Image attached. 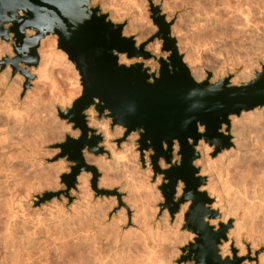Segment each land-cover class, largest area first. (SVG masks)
<instances>
[{
	"label": "rangeland",
	"instance_id": "rangeland-1",
	"mask_svg": "<svg viewBox=\"0 0 264 264\" xmlns=\"http://www.w3.org/2000/svg\"><path fill=\"white\" fill-rule=\"evenodd\" d=\"M152 2L161 4L166 20L173 21L171 35L190 73L197 65L206 70V78L210 73L211 82L229 77L230 84L236 78L233 85H240L246 82L241 81L242 77L246 75L249 81L261 71L264 0ZM90 4L98 6L112 22L124 24L123 34L133 37L136 44L157 31L147 0H90ZM235 9H240V18L229 17L228 13ZM155 41L159 43L158 51L149 52L165 56L160 51V41ZM1 44L8 46L10 54L4 53L0 58L13 56L10 42L0 41ZM38 53V66L29 68L34 79L25 91L23 75L17 72L11 76V69L7 67L9 77L5 79L2 77L5 69L0 71V117L8 114L20 119V128L16 126L17 132L10 135L12 140L6 143L1 142L5 136L3 128H6L0 122V264H193L182 259L185 252L181 251L193 237L182 230V213L187 207L183 206L173 219L165 208L161 209L164 202L159 190L161 176L153 179L148 152L144 153V163L141 162L137 134H130L118 145L116 140L121 138L123 129L110 128L109 119L98 118L92 107L85 112L87 124L92 110L90 113L95 120L108 122L110 137L105 140L96 130L102 135L99 145L104 152L94 155L84 151V160L85 155H89L93 162H86L99 173L96 188L111 193L93 190L91 173L83 171L88 175L86 191L79 190L76 181V187L67 195L60 193L59 197L35 204V195L66 190L60 176L69 171L70 163L65 158L53 160L59 149L51 146L64 141L66 135H79L78 129L58 117V110L71 107L82 91L78 71L66 53L57 47L55 35L41 40ZM45 54L49 56V63L43 67L41 57ZM136 61L142 60L120 56L124 64ZM143 62L152 70L157 67L153 59ZM40 66L43 73L38 71ZM16 75L22 77L21 84H17L19 87L12 82ZM255 114L261 118H255ZM232 118L240 120L241 124L233 128ZM58 123L68 130L58 139L43 142L42 136ZM229 133L232 145L219 153L215 154L213 147L204 143L203 151L197 146L200 157L194 166L199 169V175L206 178L200 190L212 198L210 206L219 213V217L209 223L216 228L219 223L228 226L227 239L219 245L220 257L228 256L232 260L234 247L238 257L250 256L244 260L248 264H264V108L231 116ZM234 138L246 140L243 141L246 148L241 153L233 143ZM10 161L17 174L14 178L8 177L3 168ZM59 163L63 164V170L49 175V169ZM160 166L166 167L162 160ZM181 188L180 183L178 193ZM10 207L16 212V224L13 222L7 227L4 221ZM74 207L78 210L75 218ZM70 218L72 220H68ZM223 243L228 245L226 253L221 249Z\"/></svg>",
	"mask_w": 264,
	"mask_h": 264
},
{
	"label": "water",
	"instance_id": "water-1",
	"mask_svg": "<svg viewBox=\"0 0 264 264\" xmlns=\"http://www.w3.org/2000/svg\"><path fill=\"white\" fill-rule=\"evenodd\" d=\"M147 2L157 31L136 44L133 37L123 34L124 24L112 22L90 0H0V41L10 42L13 52V56L0 58V71L9 67L11 76L23 75L25 91L34 79L29 68L37 67L40 60L41 40L55 35L57 47L73 63L82 86L71 107L58 110V117L71 123L79 135H66L64 141L51 146L59 149L53 160L65 158L70 163L69 171L60 176L66 190L35 195V204L60 193L67 195L83 171L91 173L93 190L111 193L96 188L99 173L84 160V151L104 152L99 145L102 135L87 124L85 112L92 107L98 118L109 119L110 128L123 129L118 145L137 134L141 162L148 152L153 179L161 176V209L173 219L182 206L187 207L182 213V230L193 237L181 248L185 252L182 259L193 264H242L243 257L234 255L230 260L219 255L228 226L219 223L216 228L209 223L219 213L210 206L212 198L200 190L206 178L199 175L194 162L200 157L197 146L201 142L213 147L215 154L231 147V116L264 108V64L254 78L240 85L230 84L229 77L211 82L209 72L207 79L195 81L171 35L173 21L166 20L161 4ZM154 39L160 41L165 56L145 49ZM121 55L142 61L124 64ZM149 59L157 64L153 70L144 65ZM161 160L166 167L160 166Z\"/></svg>",
	"mask_w": 264,
	"mask_h": 264
},
{
	"label": "bare ground",
	"instance_id": "bare-ground-1",
	"mask_svg": "<svg viewBox=\"0 0 264 264\" xmlns=\"http://www.w3.org/2000/svg\"><path fill=\"white\" fill-rule=\"evenodd\" d=\"M229 17L230 18H240V9H235V10H231L229 13ZM234 23V22H233ZM232 26V25H231ZM242 27V26H241ZM173 28V27H172ZM175 29V28H174ZM128 30V29H127ZM177 31V30H176ZM126 33V32H125ZM206 33V32H205ZM211 33V32H210ZM213 35V34H212ZM241 36V35H240ZM248 37V36H247ZM213 38V37H212ZM218 38V37H217ZM206 40V39H205ZM138 42V41H137ZM206 42V41H205ZM220 43V42H219ZM138 44H140V42L138 43ZM216 46V45H215ZM206 47V46H205ZM212 47V46H211ZM158 48H159V43L158 42H153V43H150V44H148L146 47H145V49L146 50H148V51H151L152 53H156L157 51H158ZM181 48V47H180ZM206 51V50H205ZM4 53H9L10 54V50H9V48H8V46H6V45H0V56H2ZM48 55H49V53H48ZM47 54H45L43 57H41L42 59V61H41V65L44 67L45 65H48V63L49 62H47L48 61V57L50 56H48ZM192 56V55H191ZM50 60V59H49ZM40 68V70H38L39 72H42V70H43V68L40 66L39 67ZM194 69L193 70H191V76H192V78L195 80V81H202V80H205V79H207L206 78V70L205 69H202L201 67H197V65L195 66V67H193ZM44 71V70H43ZM43 73V72H42ZM41 73V74H42ZM43 75V74H42ZM241 75V74H240ZM2 77L3 78H5V79H7L8 77H9V72H8V70L7 69H5V71L3 72V75H2ZM208 77V76H207ZM240 77H242V76H240ZM21 78L22 77H20V76H18V75H16L14 78H13V80H12V82L13 83H15V85L16 86H18L17 84H21ZM247 80H248V77H246V75H245V77H242V80L241 81H246L247 82ZM2 82V81H1ZM231 82L233 83V84H236V82H237V79L235 78V79H232L231 80ZM19 87V86H18ZM8 93H9V91H8ZM10 94V93H9ZM8 95V94H7ZM11 95V94H10ZM10 95H8V97L10 96ZM7 97V96H6ZM38 108V107H37ZM92 110H90L89 111V114H90V118H89V123H88V126L89 127H91V128H95V130H97L98 132H100L101 134H103V136H104V138H105V140H107L109 137H110V132H109V129H108V122L107 121H97V120H95V118H94V116H93V114L92 113H90ZM257 112V111H256ZM255 112V113H256ZM257 113H260V111L259 112H257ZM245 114V113H244ZM13 115V114H12ZM250 115V118H251V114H249ZM261 115V114H260ZM3 116H5V115H3ZM256 116V117H255ZM255 116H253V117H255V118H257V119H259V118H261V116L259 117V114H255ZM23 117V116H22ZM244 117H246V116H244ZM259 117V118H258ZM247 118V117H246ZM262 118H263V116H262ZM233 119V118H232ZM243 120H244V118H243ZM254 120H256V119H254ZM19 121H20V119L19 120H17L16 118H13L12 116L10 117L8 114L5 116V117H0V122H1V125L4 127L5 126V128L6 129H4L3 128V131H2V133H4L5 134V136H3L4 138H3V141H1L2 143H6V142H11V140H12V138H11V136L10 135H12V134H14V132H17V131H15L16 129V126H20V123H19ZM240 121V120H239ZM238 120H235V118L233 119V128L236 126V125H239V123L241 122H239ZM259 121V120H258ZM255 122H257V121H255ZM254 122V123H255ZM22 123V122H21ZM243 123V122H242ZM60 124H62V123H58L57 125H54L52 128H51V131L49 132V133H47V134H45V135H43L42 136V141L43 142H46V141H49V140H54V139H58L59 137H61V135H62V133H63V131H67L68 130V127H64L63 125H60ZM241 124V123H240ZM242 126V125H241ZM239 127V126H238ZM2 128V127H1ZM20 128V127H19ZM236 128V127H235ZM238 129V128H237ZM235 130V129H234ZM240 130V129H239ZM20 131V130H19ZM70 131V130H69ZM238 130H236L235 132H237ZM21 132V131H20ZM77 132V131H76ZM76 132H73V134H75ZM234 132V133H235ZM22 133V132H21ZM121 133V131H119V134ZM238 133H239V131H238ZM237 133V134H238ZM240 133H241V130H240ZM233 134V133H232ZM238 136V135H237ZM236 136V137H237ZM240 136V135H239ZM235 137V136H234ZM131 138V137H130ZM239 138V137H238ZM236 139V138H234L233 139V143H234V145H235V147L239 150V152L241 151H244L245 150V148H246V143L245 142H243V141H241V140H239V139ZM241 139V138H240ZM243 139V138H242ZM246 141V140H245ZM106 144H107V142H106ZM105 144V145H106ZM107 147H109V144H107L106 145ZM206 146L204 145V144H202V142L199 144V147L198 148H200L202 151L203 150H205L206 148H205ZM240 152V153H241ZM247 152V151H246ZM244 153V152H243ZM245 154H247V153H245ZM244 154V155H245ZM244 155H243V158H244ZM242 156V155H241ZM123 157V156H122ZM242 158V157H241ZM240 158V159H241ZM85 159H86V161L88 162V163H91V162H93V160H92V158L91 157H89V155H85ZM241 160H246V159H241ZM86 162V163H87ZM241 162H243V161H241ZM100 165V164H99ZM4 168V171H5V173L7 174V176L8 177H10V178H14L17 174H16V172L14 171V166H13V164H12V162L10 161V162H8L7 164H5V166L3 167ZM61 170H63V164L62 163H59V164H57V165H53L50 169H49V171H48V174L49 175H53V174H55V173H58V172H60ZM87 181H88V175L87 174H85V173H80L78 176H77V182H78V188H79V190H81V191H83L85 188H86V186H87ZM239 181V180H238ZM241 181H239V183H240ZM241 184L242 183H240V186H241ZM48 186H50V187H54V185L52 184V183H48L47 184ZM212 186V185H211ZM214 186H212V188H213ZM243 187V186H242ZM211 188V189H212ZM214 189V188H213ZM212 189V190H213ZM243 189V188H242ZM244 190V189H243ZM84 191H86V190H84ZM83 191V192H84ZM243 192H245V191H243ZM86 193V192H85ZM85 193L83 194L82 193V196L83 195H85ZM183 207V206H182ZM76 208H77V206H76ZM76 208L74 207V208H72L73 209V214L75 215H73L74 216V218L75 217H78V210L76 211ZM130 208V207H129ZM131 209V208H130ZM80 211V210H79ZM81 212V211H80ZM80 212H79V214H80ZM16 212L13 210V208H9V212H8V214H7V217L5 218V220L6 221H4L5 222V224H6V226L8 227V225L10 224V226L9 227H11L12 225H11V223H13V222H15L14 220L16 219V214H15ZM72 215V214H71ZM73 218V219H74ZM68 220H72V218H70V219H68ZM3 222V223H4ZM13 224H16V222L15 223H13ZM5 226V227H6ZM5 227H4V225H3V229L5 230ZM6 230H7V228H6ZM5 230V231H6ZM0 231H2V229H0ZM9 231V230H8ZM2 233V232H1ZM4 233V232H3ZM7 233V232H6ZM3 235V234H2ZM8 236V235H7ZM227 247H228V245L227 244H225V243H223L222 245H221V249H222V251H223V253H226V252H228V250H227ZM240 252H242V251H240ZM243 253V252H242ZM237 252H234V247H232V256H236V257H238L237 255ZM240 255H241V253H240ZM227 257V256H226ZM241 257H243V261L245 260V259H247L248 260V257H250V256H246V257H244V256H241ZM240 258V257H239ZM242 261V264H248V262L247 261H244L243 262Z\"/></svg>",
	"mask_w": 264,
	"mask_h": 264
},
{
	"label": "crops",
	"instance_id": "crops-1",
	"mask_svg": "<svg viewBox=\"0 0 264 264\" xmlns=\"http://www.w3.org/2000/svg\"><path fill=\"white\" fill-rule=\"evenodd\" d=\"M182 211H183V209H182Z\"/></svg>",
	"mask_w": 264,
	"mask_h": 264
}]
</instances>
